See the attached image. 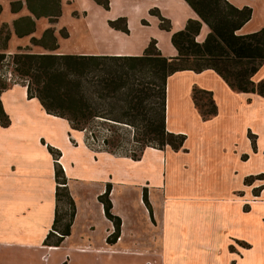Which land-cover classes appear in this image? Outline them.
<instances>
[{"label": "crops", "instance_id": "obj_1", "mask_svg": "<svg viewBox=\"0 0 264 264\" xmlns=\"http://www.w3.org/2000/svg\"><path fill=\"white\" fill-rule=\"evenodd\" d=\"M21 1L23 6L20 10L12 12L10 9L11 15L0 21L6 23L11 31L5 48L0 46L2 52L15 51L9 44L12 35L17 36L13 32L12 21L30 14L25 0ZM228 1L238 7L247 5L252 9L250 19L239 29L240 33L264 27V0ZM107 2L108 6L104 7L95 0H60L61 14L54 23L51 24L45 16L35 18L34 31L20 36L23 39L15 44L22 47L25 45L22 43L24 38H39L43 30L52 26L58 44L54 51L59 53L139 55L154 39L163 55L174 56L176 49L171 43V33L182 29L187 19L197 18L185 0ZM8 4L10 7V0ZM151 9H157L170 21L171 31L159 26V19L150 13ZM66 14L69 23H80L78 29L62 21ZM118 18H125L127 31L110 26L109 21ZM62 28L67 32L65 38L59 33ZM73 32H81L91 48L75 52L64 50L62 41L70 38ZM206 32L207 26L202 24L197 39L201 41ZM48 51L42 46L31 50L39 53ZM263 76L264 62L255 74V80ZM194 85L213 91L218 114L225 99L238 101L240 109L246 112L245 121L248 125L252 114L264 112V97L252 93H235L213 70L206 69L198 73L181 70L167 78L168 130L173 98L171 90L175 95L183 92L194 108L191 101ZM0 101L10 119L9 125H0V264H264V236L260 234L261 228L258 234L252 236L242 231L253 232L251 216L256 206L260 207V213L256 214L257 220L264 227V212L261 211L264 207V187L245 211L242 202H246L253 194L245 191L242 197L235 196L237 190L245 188L243 178L248 174L242 175L241 186L230 189L220 198L201 193V188L194 184L178 192H169L167 183L161 178L164 176L166 180V165L163 172L153 160H145L147 155H154L156 149L147 147L142 157L131 163L117 159L116 166L109 170L108 166L114 162L112 157L106 152L98 156L90 150H79L71 140L82 131L72 129L65 118L48 114L36 97L27 96L25 85L20 82L7 84L0 93ZM228 114L237 116L235 110ZM34 144L38 149L31 151ZM47 145L61 151L57 162L63 167L66 185L75 203L70 233L57 246L43 242L54 217L56 186L55 161ZM243 154L247 153H240V160ZM125 164L133 166L132 172L124 173ZM188 165L189 168L185 166L184 169L191 170L192 165ZM134 166L137 167L133 169ZM108 171L114 173L115 180L109 178L111 174L108 177ZM108 178L111 184L107 182ZM199 179L198 175L189 173L181 181L192 183ZM129 181L139 183L136 186V201L130 198L133 192L130 194L127 189L126 182ZM146 182L150 183L149 203L153 208L156 205L159 207V213L156 214L158 227L146 219L142 223L134 215L135 209L143 208L141 197L143 199L144 191L141 190L145 188L143 185ZM108 184L111 212L121 219L118 238L112 241L107 240L112 229L104 214L103 204L98 200ZM155 188L159 191L154 195ZM226 231L233 233L220 236Z\"/></svg>", "mask_w": 264, "mask_h": 264}, {"label": "trees", "instance_id": "obj_2", "mask_svg": "<svg viewBox=\"0 0 264 264\" xmlns=\"http://www.w3.org/2000/svg\"><path fill=\"white\" fill-rule=\"evenodd\" d=\"M95 1L104 7L108 6L107 0ZM185 1L197 18L187 19L182 29L171 33V43L176 49L174 56L161 54L154 39L149 41L140 55L59 53L54 51L58 44L54 28L49 26L39 38H30L33 44L49 51L31 52L22 47L12 53L0 51V75L4 67L10 66L11 73L19 76V82L26 86L27 96L36 97L48 114L65 118L72 129L89 128L94 131L93 128L101 126L105 131L117 133L119 129L126 127L133 131L134 141L144 146L161 150L168 147L175 152L185 151V134L166 128L169 75L181 70L200 72L211 69L231 88L264 94V78L257 82L252 79L264 62V27L245 34L238 33L240 27L249 20L251 8L236 7L227 0ZM22 6L21 0H10L12 12H17ZM25 6L30 14L12 21L13 32L18 37L34 31L35 18L48 17L52 24L61 14L60 0H25ZM150 13L158 17L162 29L171 31L170 21L157 9H151ZM109 24L115 29L127 31L125 18L111 20ZM202 24L207 26V32L198 41L196 38ZM59 32L61 36H67L65 28ZM10 34L9 26L1 23V47L5 48ZM6 87L7 82L0 81V93ZM198 91L207 94L199 103L193 93L195 105L201 108V116L215 114L216 106L208 96L209 93ZM9 122L0 101V125L7 126ZM109 138L112 136L103 138L105 148L110 143ZM47 148L52 155L54 152L57 156L60 155L55 148L49 145ZM138 158L140 157L135 159ZM54 161L55 210L43 242L57 246L70 233L75 204L66 185L64 170L57 158ZM249 177H245V183L253 178ZM109 191L108 184L98 200L103 204L105 216L114 223V230L107 238L112 241L111 239L118 238L121 220L111 212ZM64 198L66 206L63 205ZM143 201L150 208L145 192ZM60 206L65 208L62 214H59ZM64 219V223H61Z\"/></svg>", "mask_w": 264, "mask_h": 264}, {"label": "rangeland", "instance_id": "obj_3", "mask_svg": "<svg viewBox=\"0 0 264 264\" xmlns=\"http://www.w3.org/2000/svg\"><path fill=\"white\" fill-rule=\"evenodd\" d=\"M243 6H247V5H243ZM251 13H252V9H251ZM9 15H11V12H10L8 0H0V21L1 22L4 21L9 17ZM62 21L66 24H69L71 28L78 29L80 27V23H74V24L69 23L67 14L63 17ZM238 33H240L239 30ZM240 34H245V33H240ZM30 38L31 36L24 38V40H22L24 41L22 43L25 44L22 46V49L31 51L34 48L39 47V45L33 44L30 41ZM19 39H23V38L12 35L10 39L9 44L11 45V48H14L15 51L19 47L18 44H15L16 42L19 41ZM62 42H63L62 48H64V50H67L69 52L84 51V49L88 50L91 48L90 43H88L87 39L83 38L81 32H79V34L73 32V35L70 38H66ZM10 69H11L10 66L4 67L2 69L0 75V81H6L7 84L21 81V78L17 76L15 73H11ZM258 71L259 69L252 76V79L255 82L264 78L263 76L262 78L255 80V74ZM224 83L228 86V88H230L235 93H252L264 97V94L261 95L257 92L239 91L234 88H231L225 81ZM193 88H195L194 91L196 92L193 91ZM198 90L200 91L204 90L205 92L209 93L208 96H210V98L213 100L216 106V112H215L216 114L218 111L217 102L213 96V91L208 88H202L197 85H194L192 87L191 101L195 109L192 108V105H190L187 96L184 95L183 92H180L179 94L175 95V92L171 90L170 93L171 97L173 96V98L169 110L167 125L168 128L170 129L169 131H173V132L177 131L178 133L185 134L186 139L183 144L185 151L179 150L182 152L179 151L172 152L173 150L170 148L168 149V147L161 150L151 146H144L143 144L134 141L133 131H131V129L126 127L125 128L122 127V129H119L118 132L116 131L117 133H114V132H110L109 130L108 131L103 130V128H101V126L99 125L101 129L97 127V128H93L94 131H90L89 128H87L86 130L85 129L80 130L82 132H80V134L78 135H75L76 138H74L73 140H71L70 138V140L72 144L77 145L79 147L78 148L79 150H90L92 153L98 156H101L102 155L101 153L106 152L108 156L109 157L111 156L112 157L111 159L114 160V162L108 166L109 170H113L112 168L116 166L115 164H117L118 162L115 161L117 159H125L127 163H131L132 160L140 159L143 155L144 150L147 147L156 149L155 154L147 155L145 160L148 159L153 160L154 163H156L157 167L161 168L163 172L165 171V165H166V180L164 176H162L161 178L164 180L165 183H167L169 192H178L194 184L195 187L201 188L200 190L201 193L203 192L205 195L216 196L217 198H220L223 197V195L227 194L230 191V189L232 188L235 189L241 186L242 175L246 173L248 174V176H244L243 178V184L245 185V188L242 187L241 189L237 190L235 196L236 198H240L244 195L245 191H248L253 194L251 195V198L249 197V199H247L246 202H242L243 211H245L246 209L248 210L250 207V202L252 203L253 199L257 198L255 196H257L259 194L260 189L264 187V112L258 113L257 115L252 114L250 120L248 121L249 122L248 125V123L245 121L246 112L240 109L238 105V101L236 99H229V100L225 99L221 103V110L219 114L217 113V115L212 114L206 117H202L201 108L196 106L194 103L193 93L196 95V98L199 103H201L202 100L206 98L207 94H203ZM232 110L236 111L237 116L232 117L231 114H228V112ZM213 115L214 117H212ZM165 120H166V116H165ZM92 125H94L93 122ZM106 136L107 137L112 136V138H109L110 143L107 144V148H105V142H103V138ZM250 147L253 153L250 151ZM36 149H38V147L37 145L34 144L32 146L31 151H34ZM54 150H58V149H54ZM59 152L60 155L58 156L56 152H54V155H52L50 152L49 153L52 155L54 160L56 158L57 160H59L61 156V151ZM244 152L247 154L246 155L243 154L240 160L239 158L240 153H244ZM137 156H139L140 158L135 159ZM94 157L96 158L97 156ZM247 158L249 160L244 161L247 160ZM188 163L192 165L191 168L192 171L190 169L188 170L184 169L185 166L189 168ZM132 167L133 166H127L125 164L123 166V169L125 170L124 173L127 174L128 172H132ZM135 167L137 166H134L133 169H135ZM141 168L142 166H140V169ZM254 172L256 173L254 174ZM189 173L196 174V176L198 175L200 178L199 181H193L192 183L182 182L181 180L185 179L186 175ZM109 174H111L112 177H109ZM249 176H252L253 178L251 179V181H249V183H245L244 182L245 177H249ZM108 177L111 180H115L113 172L108 171ZM109 178L107 182L111 184L112 181L109 180ZM138 184L139 183H137L136 181L126 182V185H128L127 189L129 190V193L131 194L133 192V195L130 196L131 199H134L132 201H136V192H137L136 186ZM143 186H145V188L142 189L141 191H144L146 193V196L148 197V193L150 190V183L146 182V184ZM154 190H155L154 192L155 195L156 192H158L159 190L157 188H155ZM255 190H257L256 193L254 192ZM64 200L65 198L62 201ZM141 203H143L142 204L143 208L140 207L138 210L135 209L134 215L138 217L139 220L142 221V223L146 219V221H148L149 223L151 222L152 224H155L158 227L159 220L157 219L156 214L159 213V207L156 205L153 208L151 203H149L150 208H148L144 203L142 197H141ZM63 205L66 206L65 201ZM63 209H65L63 206L59 207V214H62L64 212ZM261 211L264 212V207ZM257 213H260L259 206H256L254 208V212L251 216L253 232L242 230L247 236L258 234V230L260 228L262 230L260 234L264 236V227H262L260 225L259 220H257V216H258L256 215ZM65 220L66 219L62 220L61 223H64ZM107 221L109 222V227H111L113 232L114 230L113 221L109 219ZM140 233H142L141 230ZM232 233H233L232 231L230 232L226 231V232H222L220 236L222 237L230 236ZM245 246H247L246 243ZM219 257L221 260H224L222 256L219 255Z\"/></svg>", "mask_w": 264, "mask_h": 264}]
</instances>
